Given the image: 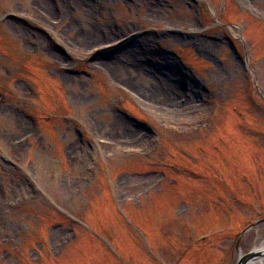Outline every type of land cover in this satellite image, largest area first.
Listing matches in <instances>:
<instances>
[{"label":"rangeland","instance_id":"1","mask_svg":"<svg viewBox=\"0 0 264 264\" xmlns=\"http://www.w3.org/2000/svg\"><path fill=\"white\" fill-rule=\"evenodd\" d=\"M262 242L264 0H0V264Z\"/></svg>","mask_w":264,"mask_h":264},{"label":"bare ground","instance_id":"2","mask_svg":"<svg viewBox=\"0 0 264 264\" xmlns=\"http://www.w3.org/2000/svg\"><path fill=\"white\" fill-rule=\"evenodd\" d=\"M41 1H42V0H41ZM49 50H50L51 52H53L50 48H49ZM98 63H100V64H102V63L108 64L109 62H102V61H100V62H98ZM112 63H117V62H112ZM141 66H142V64H140V63H138V62L135 64V67H136V68L141 69V68H142ZM175 90H177L176 87H175L174 85H172L171 83H169V84H168V97H167V98H170V99H169L170 101H173V98H171V94H172V92H174ZM261 248H264V242H262L261 245H259V246H255V247H254V250H255V251H258V250L261 249ZM248 264H264V258H262V259H258V260H254V261H251V262L248 263Z\"/></svg>","mask_w":264,"mask_h":264},{"label":"water","instance_id":"3","mask_svg":"<svg viewBox=\"0 0 264 264\" xmlns=\"http://www.w3.org/2000/svg\"><path fill=\"white\" fill-rule=\"evenodd\" d=\"M264 258V248L255 251L254 249L241 255L237 264H248L251 261Z\"/></svg>","mask_w":264,"mask_h":264},{"label":"trees","instance_id":"4","mask_svg":"<svg viewBox=\"0 0 264 264\" xmlns=\"http://www.w3.org/2000/svg\"><path fill=\"white\" fill-rule=\"evenodd\" d=\"M66 219V217H64Z\"/></svg>","mask_w":264,"mask_h":264}]
</instances>
